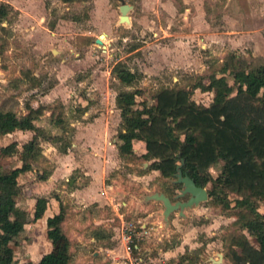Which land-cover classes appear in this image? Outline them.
Instances as JSON below:
<instances>
[{"label":"rangeland","instance_id":"obj_1","mask_svg":"<svg viewBox=\"0 0 264 264\" xmlns=\"http://www.w3.org/2000/svg\"><path fill=\"white\" fill-rule=\"evenodd\" d=\"M124 2L131 5L128 21L118 20L119 0H0L7 11L0 19V110L29 111L57 137L38 136L41 154L18 174L14 200L25 221L9 243L11 264L36 263L43 252L62 249V242L46 238L42 219L57 212L58 203L69 264H171L181 254L214 264L217 253L229 262L224 254L240 232L256 245L255 235L240 229L233 190L184 208L183 216L171 211L165 220L160 201L143 199L157 191L173 201L181 185L173 174L149 168L141 139L132 140L130 153L118 151L114 96L131 90L134 107H141L153 104L159 89L178 88L206 106L211 91L194 84L218 75L224 63L229 70L264 64V51L254 53L252 30L245 27L264 0ZM117 64L135 72L131 84L117 80ZM224 76L231 82L228 71ZM251 115L264 120V109ZM14 130L0 135V145L14 140L19 147L33 134ZM221 162L209 167L210 176ZM19 164L15 153L0 155L1 170ZM39 196L46 198L45 210L33 218Z\"/></svg>","mask_w":264,"mask_h":264},{"label":"trees","instance_id":"obj_2","mask_svg":"<svg viewBox=\"0 0 264 264\" xmlns=\"http://www.w3.org/2000/svg\"><path fill=\"white\" fill-rule=\"evenodd\" d=\"M6 13L5 5L0 4V19ZM225 71L231 82L224 76ZM217 72L218 75H208L206 83L193 85L212 93L208 105L201 107L183 89L161 88L155 93L153 104L141 107H134L133 91L118 90L114 96L120 118L117 149L130 153L132 140L141 139L145 149L142 156L152 159L149 168L158 170L161 176L172 175L179 165L181 172L196 184L211 182L207 197L213 200L220 191H235L234 204L241 209L237 216L240 229L251 231L256 245L240 232L224 254L229 262L219 264H264V120L251 115L264 109V64L247 69L233 65L229 70L224 63ZM114 74L124 85L131 84L136 76L121 64L114 66ZM36 118L29 111L16 114L9 109L0 110V135L14 129L33 131L19 147L14 140L0 145V155L15 153L20 161L18 166L0 169V264H11L9 243L23 229L25 221V211L17 208L14 200L20 190L18 174L31 169L41 154L38 136L57 138L35 124ZM218 159L222 162L212 177L209 167ZM45 204V197L35 198L33 218L41 217ZM258 204L262 205L261 210ZM63 218L59 203L58 211L45 218L46 238L52 243L62 242V249L43 252L36 263L25 260L20 264L70 263L67 238L61 227ZM171 264H197V261L181 254Z\"/></svg>","mask_w":264,"mask_h":264},{"label":"water","instance_id":"obj_3","mask_svg":"<svg viewBox=\"0 0 264 264\" xmlns=\"http://www.w3.org/2000/svg\"><path fill=\"white\" fill-rule=\"evenodd\" d=\"M120 4L118 5L119 10V21H128V15L126 14L127 10L131 7L129 3L124 2V0H119ZM96 43H101L99 38H95ZM175 178L172 180L174 183L181 185L179 192L175 194V200H171L168 195L163 192H151L143 195L144 200H157L162 204V218L165 220L167 215L174 210H177L179 216H183V209L190 207L192 205H197L200 201L206 200L207 198V189L199 184H196L194 180L188 176L186 173H182L179 165L175 166V172L173 173ZM183 194H187L185 199H178ZM217 259L210 258L211 263H220L221 254L217 253Z\"/></svg>","mask_w":264,"mask_h":264},{"label":"crops","instance_id":"obj_4","mask_svg":"<svg viewBox=\"0 0 264 264\" xmlns=\"http://www.w3.org/2000/svg\"><path fill=\"white\" fill-rule=\"evenodd\" d=\"M259 6L260 7L258 8V13L256 12L258 15L252 16L249 19V23H247L248 26H247V24L245 25V27H248L249 30H252V39L255 41L254 49H255V46H257V48H258V52L256 50H254V53H256V54L262 53L264 51V48H262V46H264V34L261 31L262 26H264V2H260ZM16 130L24 132V133H30V130H28V129H25V130L15 129L14 131H16ZM16 166H18V165H16ZM55 212H56V210L53 209L50 214H45L44 218H42V219L45 221V218L47 216H49ZM42 217H43V214H42ZM221 262H223V261H220V263Z\"/></svg>","mask_w":264,"mask_h":264},{"label":"bare ground","instance_id":"obj_5","mask_svg":"<svg viewBox=\"0 0 264 264\" xmlns=\"http://www.w3.org/2000/svg\"><path fill=\"white\" fill-rule=\"evenodd\" d=\"M102 35H100V37H101ZM102 38H103V36H102Z\"/></svg>","mask_w":264,"mask_h":264}]
</instances>
